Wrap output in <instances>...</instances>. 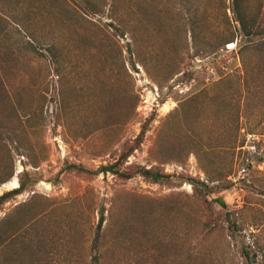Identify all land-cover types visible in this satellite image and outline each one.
Returning a JSON list of instances; mask_svg holds the SVG:
<instances>
[{"label": "rangeland", "instance_id": "obj_1", "mask_svg": "<svg viewBox=\"0 0 264 264\" xmlns=\"http://www.w3.org/2000/svg\"><path fill=\"white\" fill-rule=\"evenodd\" d=\"M0 4L46 43L43 56L26 50L0 16V182H18L0 194L25 184L0 211V264H94L101 211L106 264H247L255 239L250 264H264V54L193 48L194 34L201 52L242 40L232 0ZM244 6L264 25V0ZM153 114L124 169L155 167L168 182L70 169L116 162Z\"/></svg>", "mask_w": 264, "mask_h": 264}, {"label": "trees", "instance_id": "obj_2", "mask_svg": "<svg viewBox=\"0 0 264 264\" xmlns=\"http://www.w3.org/2000/svg\"><path fill=\"white\" fill-rule=\"evenodd\" d=\"M232 4H233V10L235 13V18H236L235 21L238 23L240 32L242 33L241 35L243 37L242 40L238 42V37L236 36V34L231 33L227 35L226 38H224L217 47L210 49V50H206L205 52H201V49L199 46V39L194 34L193 36L194 47L193 48L196 51L195 53L196 56H200L203 53H206V54L210 53L215 49L219 51L223 49L227 50L226 48L227 45L231 43H235V42L237 43V47L239 48L240 52H243L244 50H252L253 52L264 54V25L260 22L259 16L252 15L247 11L246 7L244 6V0H232ZM7 13H10V14H7ZM5 14L11 15L13 19L12 22L17 27L19 35H21V37L23 36L27 37V40H25V43H24L26 44L24 45L25 49L31 52L35 51L40 56H43L44 54H42L41 51H38L39 49L36 47H38L37 43L42 44V46H45L46 43L43 42L42 40L35 38L34 34L30 33V29L25 24V22L21 18H19L17 14H15V12H10V11L7 12V10H5V8H3L0 4V16H6ZM56 49L57 48L53 43L50 44L48 48L49 52L53 55L55 59L58 57ZM225 73L226 72H224V74ZM7 97L8 95L6 93V86L0 75V102L7 100ZM161 103H164V101H162ZM155 117H156L155 114H153L150 118H148L143 123L141 133L136 139V146H133L126 151H123L116 162L107 164V165H102L95 171L87 170L82 165H72V166H69L70 169H76L80 173H85V172H89L92 174L103 173L105 175H107L108 173H111L113 175L118 176L119 178L123 180H130L136 176H142L146 181L155 183V184H158V183L164 184L168 182L171 179V175L166 174L161 169H158L155 167L147 168L144 166H135V167L124 169V165L126 164L130 155L133 153L135 148L140 146V144L144 140L146 133L149 129V126L155 120ZM252 133L253 132H251V134ZM247 134H250V133H247ZM243 145H244V140L243 141L240 140L239 145L237 147L240 148ZM12 176L13 175H11L8 179L1 181L0 186H3L4 184L11 181ZM185 180L190 181L194 183L195 185L201 184V186H203L206 189L205 192H208L207 189H209V186L207 184L199 182L198 180L193 179L191 177H188ZM24 190H25V184H22L19 189L7 191L1 194L0 195V211L8 202H10L16 196L23 193ZM215 201L218 202L224 208L228 207L226 202L222 200V198H217ZM6 218L7 217H5V219ZM105 222H106L105 211H101V216H100L97 228H96L97 229L96 235H95L93 246H92L94 264H106L107 263L106 250L103 249L104 243L106 241V238H105L106 234L104 230ZM1 223L2 221L0 222V224ZM254 226H255L254 224L250 225V227H254ZM233 227L234 229H239L237 224H234ZM256 228H254V230ZM3 243L4 242L2 240L0 243L1 247L3 246ZM249 243L250 245L244 246L242 249V255L244 256L247 264H250L252 262L253 248L254 249L261 248L258 239L250 240ZM107 253H108V250H107ZM137 255L138 254H136L135 257H137ZM146 258H148L147 254H146Z\"/></svg>", "mask_w": 264, "mask_h": 264}, {"label": "bare ground", "instance_id": "obj_3", "mask_svg": "<svg viewBox=\"0 0 264 264\" xmlns=\"http://www.w3.org/2000/svg\"><path fill=\"white\" fill-rule=\"evenodd\" d=\"M17 186H18V182L16 177L5 185L6 188H16Z\"/></svg>", "mask_w": 264, "mask_h": 264}, {"label": "built area", "instance_id": "obj_4", "mask_svg": "<svg viewBox=\"0 0 264 264\" xmlns=\"http://www.w3.org/2000/svg\"><path fill=\"white\" fill-rule=\"evenodd\" d=\"M240 172H241L242 174H243V173H246V168H243Z\"/></svg>", "mask_w": 264, "mask_h": 264}, {"label": "water", "instance_id": "obj_5", "mask_svg": "<svg viewBox=\"0 0 264 264\" xmlns=\"http://www.w3.org/2000/svg\"><path fill=\"white\" fill-rule=\"evenodd\" d=\"M3 194V193H2ZM1 195V194H0Z\"/></svg>", "mask_w": 264, "mask_h": 264}]
</instances>
